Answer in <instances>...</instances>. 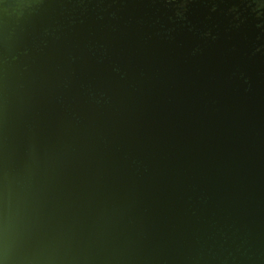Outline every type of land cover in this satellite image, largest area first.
<instances>
[{"label": "water", "instance_id": "95a60500", "mask_svg": "<svg viewBox=\"0 0 264 264\" xmlns=\"http://www.w3.org/2000/svg\"><path fill=\"white\" fill-rule=\"evenodd\" d=\"M0 264H264V0H0Z\"/></svg>", "mask_w": 264, "mask_h": 264}]
</instances>
